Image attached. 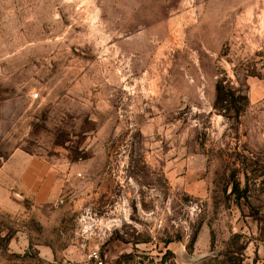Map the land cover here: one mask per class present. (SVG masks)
<instances>
[{
  "label": "rangeland",
  "instance_id": "obj_1",
  "mask_svg": "<svg viewBox=\"0 0 264 264\" xmlns=\"http://www.w3.org/2000/svg\"><path fill=\"white\" fill-rule=\"evenodd\" d=\"M17 150L61 190L0 217V263L44 244L264 264V0H0V156Z\"/></svg>",
  "mask_w": 264,
  "mask_h": 264
},
{
  "label": "crops",
  "instance_id": "obj_2",
  "mask_svg": "<svg viewBox=\"0 0 264 264\" xmlns=\"http://www.w3.org/2000/svg\"><path fill=\"white\" fill-rule=\"evenodd\" d=\"M60 190L55 172L42 159L13 151L0 166V217L17 215L22 211L24 201L37 208L53 206L59 200ZM25 245L27 247L28 242H25L22 233L15 231L9 244L10 253L21 255ZM34 248L37 264H84L87 257L96 251L57 252L44 244Z\"/></svg>",
  "mask_w": 264,
  "mask_h": 264
},
{
  "label": "built area",
  "instance_id": "obj_3",
  "mask_svg": "<svg viewBox=\"0 0 264 264\" xmlns=\"http://www.w3.org/2000/svg\"><path fill=\"white\" fill-rule=\"evenodd\" d=\"M32 100L38 99V94L31 96ZM4 163L3 157L0 156V165ZM84 264H104L103 258L100 256L98 251L92 252L88 257L87 261ZM134 264H141L140 262H135Z\"/></svg>",
  "mask_w": 264,
  "mask_h": 264
},
{
  "label": "trees",
  "instance_id": "obj_4",
  "mask_svg": "<svg viewBox=\"0 0 264 264\" xmlns=\"http://www.w3.org/2000/svg\"><path fill=\"white\" fill-rule=\"evenodd\" d=\"M227 101V93L223 90V88L220 85H217L216 87V98H215V107H217L219 104H222ZM238 192V185L235 184L233 187V194H236Z\"/></svg>",
  "mask_w": 264,
  "mask_h": 264
}]
</instances>
